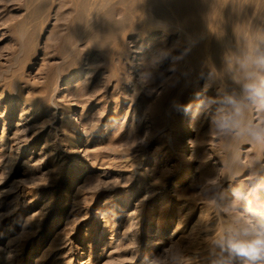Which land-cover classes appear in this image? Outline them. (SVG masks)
I'll return each instance as SVG.
<instances>
[{"label": "rangeland", "instance_id": "374dc122", "mask_svg": "<svg viewBox=\"0 0 264 264\" xmlns=\"http://www.w3.org/2000/svg\"><path fill=\"white\" fill-rule=\"evenodd\" d=\"M226 1L217 13L216 0H0V264H148L169 245L207 264L224 217L197 183H235L234 142L194 113L225 54L264 30V0ZM195 99L180 182L181 106Z\"/></svg>", "mask_w": 264, "mask_h": 264}, {"label": "clouds", "instance_id": "9594fccd", "mask_svg": "<svg viewBox=\"0 0 264 264\" xmlns=\"http://www.w3.org/2000/svg\"><path fill=\"white\" fill-rule=\"evenodd\" d=\"M240 40L237 51L225 54L224 74L211 72L207 86L217 85V94L202 99L194 113L197 118L210 116L217 138L234 142L224 175L235 183L226 190L218 175L197 183L202 198L224 217L209 239L207 264H264V30H257L251 41L247 36ZM142 80L150 83V75L145 73ZM226 81L238 87L230 88ZM240 144L259 148L261 155L245 164ZM212 189L215 194L209 195ZM148 264H192V259L182 248L169 245Z\"/></svg>", "mask_w": 264, "mask_h": 264}, {"label": "bare ground", "instance_id": "6f19581e", "mask_svg": "<svg viewBox=\"0 0 264 264\" xmlns=\"http://www.w3.org/2000/svg\"><path fill=\"white\" fill-rule=\"evenodd\" d=\"M180 1V0H179ZM181 2H182V0H181ZM216 2H217V4H218V12L217 13H219L221 10H226V9H229L231 6H230V4L228 3V1H226V0H216ZM177 3H178V1H177ZM179 4H180V2H179ZM179 4H177V5H179ZM182 5V4H181ZM181 5H179V6H181ZM182 7V6H181ZM253 9V8H252ZM248 14V13H247ZM224 16V15H223ZM216 17V16H215ZM249 17V16H248ZM255 17V16H254ZM179 19V18H178ZM217 19V18H216ZM219 19V18H218ZM223 20H226V19H223ZM178 21V20H177ZM181 21V20H180ZM226 21H224V23H225ZM178 23H176V25H177ZM214 24H216V23H214ZM220 24V23H219ZM228 24V23H227ZM245 24V23H244ZM182 25V24H181ZM247 25V24H246ZM178 26V25H177ZM216 26V25H215ZM219 26H221V25H219ZM219 26H217L218 28H219ZM228 27V26H227ZM229 27H231V25L229 26ZM228 29V28H227ZM230 29V28H229ZM231 29H232V27H231ZM233 30H234V28H233ZM237 30V29H236ZM223 31H225V30H223ZM228 31H230V30H228ZM219 32V31H218ZM236 32H238V31H236ZM239 33V32H238ZM216 34H217V32H216ZM222 34V33H221ZM224 34V33H223ZM225 34H226V32H225ZM243 34V33H242ZM227 35V34H226ZM218 36V35H217ZM225 36V35H224ZM231 35H229V37H230ZM246 36V35H245ZM250 36V35H249ZM228 37V36H227ZM235 37H236V35H235ZM222 38V37H221ZM223 39H225V38H223ZM226 40V39H225ZM225 40H223V41H225ZM237 40V39H236ZM250 40H251V38H250ZM215 41V40H214ZM213 41V42H214ZM227 41V40H226ZM232 41V40H231ZM234 41V40H233ZM216 42V41H215ZM225 43V42H224ZM236 43V42H235ZM216 44H218V43H216ZM227 44V43H226ZM229 45V47H231V45H232V43H231V45H230V43L228 44ZM235 45V44H234ZM208 46V45H207ZM209 46H213V44L212 45H209ZM240 46H241V41L238 39V43H237V45H236V47H235V51H237L239 48H240ZM210 48V47H209ZM212 49V48H211ZM217 49V48H216ZM223 49V48H222ZM230 49V48H229ZM209 50V49H208ZM211 51V50H210ZM223 51H225V50H222V52ZM212 52V51H211ZM208 53H209V51H208ZM213 53V52H212ZM224 53V52H223ZM225 54V53H224ZM209 55V54H208ZM220 55V54H219ZM213 56V55H212ZM212 56H211V58H212ZM224 56H222V58H223ZM219 60V59H218ZM221 60V59H220ZM219 60V61H220ZM213 62V61H212ZM211 62V63H212ZM222 62H224V61H222ZM214 65V64H213ZM222 65V64H221ZM214 67V66H213ZM222 67V66H221ZM220 68V67H219ZM215 70V69H214ZM218 70V69H217ZM222 74V73H221ZM222 76V75H221ZM230 82V81H229ZM196 103H197V99H195L194 100V102L192 103V104H190V107H188L186 110H187V113H188V111H190V113H188V114H186V118L187 117H190L189 119H186L185 118V120H184V122L182 123V127H181V129H182V132H181V137H184L185 135H187V137H189V141L188 142H190V145H191V152L189 151V149H188V145H187V143L188 142H186V146L185 147H182L181 149H180V153H179V155H180V159L183 161V163H184V167H183V169H182V174H181V176H180V182H186V181H189L192 177H193V173H192V169H193V166H192V162H193V156H194V154L196 153V150H197V147H196V144H195V139L193 138V136L191 135V133L193 132V127H194V124H193V111H194V108H195V106H196ZM70 119H73V116H71V118ZM20 125H21V123H20ZM185 140H186V138H185ZM185 140L182 142L183 144L185 143ZM190 152V153H189ZM72 171H76L77 173H79V172H81L82 170H81V166L78 164V163H73L72 164V167L70 168ZM101 225H100V223L99 222H97V224H96V228H98V227H100ZM81 257H85V256H81Z\"/></svg>", "mask_w": 264, "mask_h": 264}]
</instances>
